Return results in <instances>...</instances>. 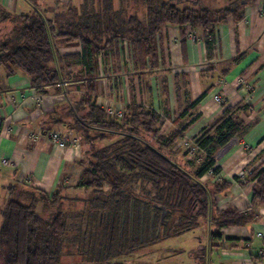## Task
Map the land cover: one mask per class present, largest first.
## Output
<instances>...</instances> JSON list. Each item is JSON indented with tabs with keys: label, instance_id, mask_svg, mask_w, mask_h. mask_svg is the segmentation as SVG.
Returning <instances> with one entry per match:
<instances>
[{
	"label": "trees",
	"instance_id": "16d2710c",
	"mask_svg": "<svg viewBox=\"0 0 264 264\" xmlns=\"http://www.w3.org/2000/svg\"><path fill=\"white\" fill-rule=\"evenodd\" d=\"M73 1L55 20L46 18L33 0L34 11L27 15L0 5V66L8 76L24 74L41 95L65 92L58 84L78 67L93 78L98 52L119 40L133 43L140 62L149 57L155 65L156 36L166 26L179 27L184 35L186 27L202 31L211 59L218 46L216 28L229 18L240 21L253 0H225L228 5L218 9L205 6L204 0L191 5L142 0L144 19L138 8L133 14L114 10L113 0H84L80 8ZM60 40L80 45L81 55H62ZM87 90L93 92L94 86ZM66 95L67 103L48 121L79 141L83 171L77 185L83 192L70 197L61 187L52 195L24 185L8 187L0 205V264H66L67 259L75 260L71 264H117L142 248L194 231L202 222L209 224L210 244L216 246L223 239L222 229L253 221L251 208L219 210L216 196L230 183L202 181L220 173L216 155L249 129L239 117L249 106L226 107L220 120L196 139L197 151L180 154L175 146L186 128L161 135L163 121L157 112L132 109L120 123L107 118L90 95L77 100ZM204 96L185 113L197 108ZM49 133L44 127L41 134ZM196 160L200 164L193 169ZM235 180L244 183L240 177ZM247 182H256L254 201L264 200V169L254 170ZM207 255V249L197 254L196 264H207Z\"/></svg>",
	"mask_w": 264,
	"mask_h": 264
},
{
	"label": "crops",
	"instance_id": "0c3cea01",
	"mask_svg": "<svg viewBox=\"0 0 264 264\" xmlns=\"http://www.w3.org/2000/svg\"><path fill=\"white\" fill-rule=\"evenodd\" d=\"M33 1L50 20L64 13L70 4L67 0ZM83 1L74 0L73 4L80 8ZM203 4L218 9L226 7L228 1L204 0ZM0 5L18 15L34 11L30 0H0ZM113 8H138L142 12L138 16L144 19L142 0H113ZM216 37L218 46L210 59L202 31L186 27L184 35L179 27L166 26L156 36L155 65L149 57L140 62L133 43L119 40L110 49L98 52L93 78L82 74L80 67L67 77L68 94L74 100L90 95L98 108L100 100L108 98L126 115L132 109L157 112L163 121L161 135L172 136L186 128L175 146L180 154L186 151L189 140L196 141L220 120L226 107L249 106L239 114L249 129L216 155L220 173L208 174L202 181L230 183L228 190L216 196L219 210L251 208L253 221L222 229L223 239L216 246L210 244L209 224L202 222L200 228L205 236L198 239L199 246L190 252V257L196 264L197 254L207 249V264H264V200L254 201L256 182H247L254 170L264 169V0L248 4L240 21L229 18L218 26ZM169 43L174 50L172 62ZM57 47L64 56L82 53L80 45H68L62 40ZM89 84L94 86L93 92H88ZM248 85L250 89L245 88ZM35 92L24 74L8 76L0 66V200L10 186L24 185L52 195L70 182H79L82 175L81 148L61 147L41 134L44 127L68 134L65 127L48 121L58 107L67 103L68 95L50 90L38 104ZM203 94L198 107L185 113ZM217 95L223 103L216 102ZM73 136L76 138L74 133ZM199 164L196 160L192 168ZM236 177L244 183L236 181Z\"/></svg>",
	"mask_w": 264,
	"mask_h": 264
},
{
	"label": "rangeland",
	"instance_id": "374dc122",
	"mask_svg": "<svg viewBox=\"0 0 264 264\" xmlns=\"http://www.w3.org/2000/svg\"><path fill=\"white\" fill-rule=\"evenodd\" d=\"M176 0H174L175 2ZM183 2H195V0H182ZM224 1V0H217ZM223 4V3H222ZM224 5V4H223ZM182 6V5H181ZM130 14H133L134 11H128ZM139 14L142 12H138ZM169 46V52L171 57V62L174 60V50L173 47ZM176 50V49H175ZM79 75V74H78ZM76 76V75H75ZM245 84V83H242ZM246 89H250V86H245ZM194 140H189L187 142L186 151L191 150ZM101 145H99L100 147ZM192 160H195V156H191ZM78 182L73 181L70 184H67L63 187L66 190V194L70 197L78 196L83 190L78 188ZM7 196V193L4 195V198ZM4 200H0V205H3ZM77 208V207H75ZM1 223V220H0ZM1 227V224H0ZM204 237L205 233L202 228H197L194 231H187L182 234H179L174 237H170L164 240H161L154 244L152 247L142 248L124 259L118 260L117 264H193L190 257V252L196 249L199 246V238ZM202 245H205V241L202 242ZM81 258L76 260L77 263L81 262ZM75 262L73 259H67L66 264H71Z\"/></svg>",
	"mask_w": 264,
	"mask_h": 264
},
{
	"label": "built area",
	"instance_id": "2783aa9c",
	"mask_svg": "<svg viewBox=\"0 0 264 264\" xmlns=\"http://www.w3.org/2000/svg\"><path fill=\"white\" fill-rule=\"evenodd\" d=\"M71 1V0H67ZM194 40L195 38L192 37ZM102 56L100 57V60L102 61ZM59 87L67 89L65 93H63L64 96L68 94V86L69 83L66 81L64 83L58 84ZM44 96L35 92L34 99L38 102V104H41L43 101ZM216 102L223 103L224 100L221 96L217 95L215 97ZM99 107L104 110L107 118L117 121V122H124L126 118V113L119 107H117L114 102L109 100L108 98H103V100H100L98 103ZM40 135V134H38ZM46 137L54 144L60 145L61 147H67V146H74V147H80L79 141L73 136V133H68L65 135H61L59 133H49L46 135ZM197 151V145L196 143L193 144L191 148L192 154ZM192 156V155H191ZM5 164H10V162L6 161Z\"/></svg>",
	"mask_w": 264,
	"mask_h": 264
}]
</instances>
